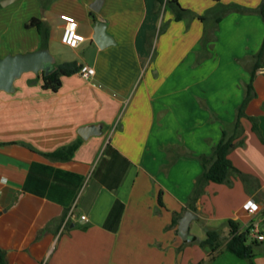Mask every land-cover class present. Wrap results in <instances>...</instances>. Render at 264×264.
Listing matches in <instances>:
<instances>
[{"label": "crops", "instance_id": "crops-1", "mask_svg": "<svg viewBox=\"0 0 264 264\" xmlns=\"http://www.w3.org/2000/svg\"><path fill=\"white\" fill-rule=\"evenodd\" d=\"M94 1L0 0V58L41 49L25 27L37 18L46 49H57L54 66L94 70L61 76L56 92L42 89L44 72L25 73L0 92V263L249 264L228 252L209 262L207 249L191 256L170 224L193 211L194 248L207 230L228 240L229 220L240 231L255 222L264 236V57L255 58L264 0H177L187 10L179 21L156 15L155 0H104L98 13ZM60 15L84 37L75 49L61 43ZM98 22L112 39L103 48ZM92 125L100 133L81 138ZM223 135L228 179L191 202L199 158ZM75 142L70 156H49ZM249 238L252 264H264V240Z\"/></svg>", "mask_w": 264, "mask_h": 264}, {"label": "trees", "instance_id": "trees-1", "mask_svg": "<svg viewBox=\"0 0 264 264\" xmlns=\"http://www.w3.org/2000/svg\"><path fill=\"white\" fill-rule=\"evenodd\" d=\"M170 10L173 13L174 20L179 21L186 17L187 10L183 9L177 0H155L154 13L160 15L161 13ZM260 15L264 21V13L262 8L260 9ZM26 28H35L38 32L41 40V49H46L49 31L47 26L39 19L32 18L25 25ZM160 26V30H162ZM153 36V33H148L146 36V42L149 44V39ZM264 57V37L259 51L255 54L256 59ZM257 67V65H256ZM80 68V67H79ZM79 68L74 63H67L64 65H56L51 73L44 74L42 76V89L56 92L60 87L59 78L64 75H69L79 71ZM250 85L247 86V96H249ZM240 112V111H239ZM241 112L239 113V115ZM255 129V127H254ZM79 142H75L72 145L62 148L52 154L50 157H68L78 147ZM231 148V144L225 139V135L218 141V143L212 148L209 155L200 156V163L203 168L201 176L198 178L191 195V202L195 201L203 191V187L206 183L222 184L228 179L229 163L227 159L228 152ZM158 205L161 207V200H158ZM190 207V206H189ZM191 209L192 206L190 207ZM180 214H174L171 220L170 226H176ZM229 227L228 240L224 242L221 238L219 231L207 230L206 238L199 242L198 246L201 249H207L205 256L210 262L214 260L222 252H228L239 259L245 260L249 264H252V258L254 256V243H247L249 236V229L244 231L239 230V225L234 221H228ZM2 264V263H0Z\"/></svg>", "mask_w": 264, "mask_h": 264}, {"label": "water", "instance_id": "water-1", "mask_svg": "<svg viewBox=\"0 0 264 264\" xmlns=\"http://www.w3.org/2000/svg\"><path fill=\"white\" fill-rule=\"evenodd\" d=\"M103 3L104 0H95L94 3L90 5V9L98 13ZM94 32L93 40L99 48H103L110 44L112 39L106 34L105 24L103 22H98L96 24ZM54 64L55 59L48 49H40L27 54L6 55L0 58V92L12 93L14 91V82L25 73H51ZM100 129L101 125L83 127L79 129L78 134L81 138L86 139L90 134L100 133ZM196 218V214L188 209L178 219L177 234L181 241H191L189 224Z\"/></svg>", "mask_w": 264, "mask_h": 264}, {"label": "built area", "instance_id": "built-area-1", "mask_svg": "<svg viewBox=\"0 0 264 264\" xmlns=\"http://www.w3.org/2000/svg\"><path fill=\"white\" fill-rule=\"evenodd\" d=\"M59 18L64 23L61 43L71 49L77 48L84 41V37L77 32V23L75 19L68 15H60ZM78 73L82 78L88 79L94 75V70L84 65L80 66ZM243 209L250 217H253L256 215L258 207L256 204L249 201L243 205ZM69 216H71V214H69ZM81 219H85V217H81ZM249 235L258 242L264 240V236L259 232L258 224L255 222H252L249 227Z\"/></svg>", "mask_w": 264, "mask_h": 264}, {"label": "rangeland", "instance_id": "rangeland-1", "mask_svg": "<svg viewBox=\"0 0 264 264\" xmlns=\"http://www.w3.org/2000/svg\"><path fill=\"white\" fill-rule=\"evenodd\" d=\"M166 27H167V25L166 24H163V27H162V31H161V34L160 35H163V33H164V31L166 30ZM49 52L51 53V55L54 57V59L56 60L57 59V49L55 48V45H53V47H50L49 48ZM183 244H182V247H188V249H192V250H190V252H188V253H190L191 254V256H193V249L194 250H196V255L197 256H199V258H202L203 257V255L201 254V253H203V252H201L202 251V249L201 248H194V242L192 243H190V244H188V243H186V242H182ZM247 243L248 244H250V243H252V241H251V239L249 238V239H247ZM205 258V257H204Z\"/></svg>", "mask_w": 264, "mask_h": 264}]
</instances>
